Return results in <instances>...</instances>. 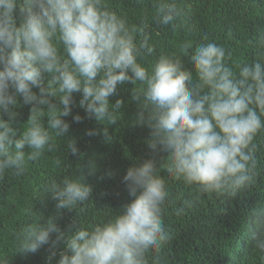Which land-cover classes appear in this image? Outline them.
<instances>
[{"label": "clouds", "instance_id": "1", "mask_svg": "<svg viewBox=\"0 0 264 264\" xmlns=\"http://www.w3.org/2000/svg\"><path fill=\"white\" fill-rule=\"evenodd\" d=\"M181 14L174 0L158 5L164 25ZM146 28L129 29L103 0H0V175L6 170L22 175L26 161L52 151L57 137H68L66 150L82 156L64 119L76 105L73 94L81 95L79 107L89 118L113 125L124 101L110 103V97L118 85L139 82L142 87L131 93L140 104L136 124L150 129L153 152L159 147L167 153L170 175L217 195H235L253 181L252 141L264 128V64H241L237 74L224 63V47L209 42L191 55L196 82L175 56H159L149 71L138 62L142 50L154 51ZM136 32L142 37L139 44ZM258 43L264 47V35ZM18 98L30 106L27 128L19 136L14 127ZM83 119L73 116L77 123ZM86 134L112 140L107 127ZM160 163L153 156L126 170L123 182L134 199L107 223L88 230L73 222L62 231L54 216L17 234L19 253H35L51 242L49 258L56 255L57 244L66 249L57 264H147L149 250L158 251L170 239L161 220L168 192L158 174ZM95 167L90 162V174ZM48 191L59 214L88 201L92 187L64 176L59 182L53 179ZM254 215L252 239L264 252V208Z\"/></svg>", "mask_w": 264, "mask_h": 264}, {"label": "trees", "instance_id": "2", "mask_svg": "<svg viewBox=\"0 0 264 264\" xmlns=\"http://www.w3.org/2000/svg\"><path fill=\"white\" fill-rule=\"evenodd\" d=\"M168 2L173 0H103L108 10L126 20L129 29L147 25L149 44L154 51L149 55L142 50L138 62L149 71L159 56H175L192 71L196 82L191 55L201 44L209 42L224 47V63L237 74L241 64L256 61L264 64V47L258 43L264 35V0H174L182 14L164 25L158 18V5ZM133 34L139 44L142 37L138 32ZM184 44L191 47L184 50ZM45 75L47 83L50 76ZM141 87L139 82L117 86L110 103L121 99L124 106L116 113L117 123L113 125L89 118L79 107L81 95L74 93L76 105L64 119L70 124V135L76 138L82 156L74 157L66 150L68 137H57L52 151L45 150L36 160L26 161L22 175H15L12 170L0 175V264H57L66 251L62 243L56 245V255L51 258V242L35 253L21 255L17 234L29 225L47 223L54 216L62 231H67L73 222L77 228L88 230L107 223L134 199L123 182L126 170L153 156L161 162L158 174L168 192L161 206V220L170 239L158 251L149 250L147 264H264V252L254 246L252 239L256 230L254 212L264 208V128L252 141L256 160L253 181L235 195L201 193L198 185H188L167 172L165 151L158 147L153 152L149 148L150 129L136 124L140 104L131 98V93ZM29 109V105L17 99L18 116L14 124L17 136L27 128ZM76 114L84 117L79 123L73 121ZM47 120L45 115V125ZM104 127L108 128L111 141H105L102 135L86 134L90 129ZM90 162L96 166L91 174ZM64 176L79 178L92 187V193L88 201L72 210H59L58 214L48 186L53 179L59 182Z\"/></svg>", "mask_w": 264, "mask_h": 264}]
</instances>
